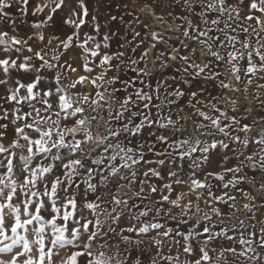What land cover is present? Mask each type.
Wrapping results in <instances>:
<instances>
[{
    "label": "snow or ice",
    "instance_id": "1",
    "mask_svg": "<svg viewBox=\"0 0 264 264\" xmlns=\"http://www.w3.org/2000/svg\"><path fill=\"white\" fill-rule=\"evenodd\" d=\"M15 5L23 17H42L34 29L47 27L58 11L68 8L63 23L72 31L64 39L46 38L43 31L27 37L0 31V86L5 92L0 95V264H54L53 257L67 249L71 254L61 264H145L141 256L152 248L155 255L147 264H230L225 253L240 264H264V220L257 221L258 231L255 224L247 231L244 220L229 225L224 217L231 220L235 212L225 213L217 204L235 209L236 196L230 191L217 195L212 183L239 191L248 201L243 209L252 214L250 220L264 215V114L243 122L253 108L243 107L237 118L229 109L236 113L238 100L227 95L240 93L248 100L254 87L252 99L264 113V83H259L264 80V0H144L138 10L164 25L165 32L176 33L178 45L170 43L172 36L144 24L145 37L133 31L132 40L123 38L114 52L111 41L117 33L101 36L86 0H74V6L69 0H43L34 7L31 0H15ZM161 5L180 12L158 13ZM13 6V0H0V20H7ZM135 20L141 22L139 16ZM85 26L94 34L81 36ZM145 39L148 44L138 58L119 50L127 46L136 53ZM33 40L44 47L37 50ZM73 48L80 50L85 74L65 84L68 73L78 71L75 58H65ZM150 53L154 66L158 62L160 70H172L154 85L147 66ZM129 70L136 77L122 79L121 73ZM19 74L33 78L26 82ZM193 80L211 82L220 92L179 86ZM86 83L94 94L83 90ZM121 92L126 94L120 97ZM184 97L186 107L201 118L192 121L191 131L180 123L191 116L171 114L173 107L184 111L178 103ZM105 106L106 119L98 112ZM164 108L169 112L162 115ZM98 119L104 121L103 133L94 131L101 127L94 125ZM145 128L155 129L149 133L154 140L133 143L131 138ZM226 141L242 149L254 143L258 151L234 153L239 162L232 167L224 166L225 155L221 171L205 172L201 165L210 161L211 150L228 148ZM157 143L163 147L157 149ZM146 152L156 159L146 158ZM181 162H187V172ZM245 169L260 173L256 195L242 187L245 181L257 182ZM184 186L186 191L177 190ZM201 201L208 207L203 215ZM237 227L242 231L229 235ZM220 239L231 246H220L213 256L216 247L211 245ZM109 240L116 242L110 246ZM109 247L115 249L112 254L105 251Z\"/></svg>",
    "mask_w": 264,
    "mask_h": 264
},
{
    "label": "rangeland",
    "instance_id": "2",
    "mask_svg": "<svg viewBox=\"0 0 264 264\" xmlns=\"http://www.w3.org/2000/svg\"><path fill=\"white\" fill-rule=\"evenodd\" d=\"M32 2V6L34 7V5L36 3H42L43 0H31ZM143 2L144 0H86V4L89 8V14L91 15H95L97 17V22L101 25V36L105 33L108 32L109 34H111V32H116L117 36L113 37L112 41H111V51H116L118 50V47L121 43H125V40L123 38H126L127 40H132V33L133 31H139L141 32V38L145 37L147 34L148 29L144 28V24L149 25V28L151 30L157 31V32H162L165 37L167 38L168 36H172L176 37L177 34H173L171 32H165L164 28L165 26L162 24H158L157 21H155L152 17L147 16L145 13L140 12L138 9L140 7L143 6ZM13 8L9 9V17L7 18V20H0V31H8L10 35H17V36H22V37H27L28 35H33L36 32H40L43 31L44 35L46 38L56 35L59 36L61 39H64L68 34L71 33L72 29L70 26L66 25L63 23L64 19L67 17L69 9L65 8L63 11H58L54 17L53 20L51 22H49L48 26L43 28V29H34L32 28V24L34 22H37L39 19H41L42 17L40 16H32L31 14H29L27 17H23L19 14V12L17 11V6L15 5V0H13ZM69 4L70 6H74V0H69ZM125 5H127V7H125ZM31 8L29 9V13H31ZM174 11L175 13H179L180 9L179 8H172L169 9L167 8L165 5H161L160 7H158L156 9V11L158 13H166L167 11ZM128 12H132L134 13V15H128ZM48 15V10H45V13L43 14V16H47ZM86 18V19H90ZM112 16H116L117 19L115 21L111 20L110 17ZM139 16V19L141 22H136L135 17ZM120 17H123L124 22L121 23L120 21ZM169 22L171 23V18L170 17H166ZM13 21H15V30H13ZM177 23H179V21H177ZM84 32H89L90 34H94L92 33V29L90 26H85L82 28L81 30V36H83ZM141 38H137V42L139 41V39ZM30 43L32 44V46L34 48H36L37 50L41 47H44V44H42L40 41L38 40H33L30 41ZM135 43V42H134ZM170 43H174L178 45V41L177 40H171ZM148 44V40L145 39V42L143 45H141L140 48L137 49L136 53H131L128 50V47L126 46L123 49H119L121 51H126L128 56H131L132 58H138L139 54L141 51H143L144 47H146ZM52 49L56 48V43L54 42L53 45L51 46ZM158 49L162 50L163 49V45H158L157 46ZM51 54V53H50ZM75 58L73 61V66L77 67L78 71L76 73H68V78L64 81L65 84L70 83L72 80L76 79L78 75H84L85 73L82 70V60H80V50L73 48L71 49L68 53L67 56L65 57L67 58ZM117 61H113V63H116ZM38 63V62H37ZM141 67L144 66L143 62H141L140 64ZM148 69L153 71V76L151 77V82L153 83V85L155 84V81L157 79H164L166 77H168L169 75L172 74V70L171 69H164V70H160L159 69V63L157 62V64L155 65V68H153L152 65V54L150 53V59L148 61ZM97 72L99 71V69L96 70ZM42 75L45 76H50V73H41ZM95 74V73H94ZM114 73L109 72L108 75L111 76ZM14 75H17L14 73ZM21 76L22 79H25L26 82L30 81L33 76L32 74H19ZM136 77V73L132 72V71H126L124 73H121V78L122 79H126V80H130ZM2 78V77H0ZM144 79H148V78H144ZM169 83H171V81H169ZM259 83H264V80L259 81ZM119 87V85H117ZM180 87L184 88V89H190L192 91L197 90L198 88H200L201 86H204L207 88L208 92H211L212 95H217L220 90L218 88H216L211 82H204L202 80H193L191 82V84L188 85H184V84H180ZM41 87H48V85L46 84H42ZM79 87V86H78ZM136 87H140L139 81L137 80L136 82ZM84 91H92L93 94L95 92V89L92 88V86L90 84H85L84 86ZM103 90V89H101ZM133 91V89H129V92ZM255 92V88H250V95H249V99L245 100L243 95L240 93H236L233 94L231 92L227 93V95L229 96H234V98H236L238 100V111L236 113H231L230 114H235L237 115V118H241L242 114H243V107H252L253 108V112L251 113V117H249L248 119H244L243 122L245 123H251L252 122V118H258L259 115L264 114L261 113V110L258 106V103L256 101H254L252 99L251 93ZM4 88L3 86H0V95H4ZM126 93L121 92L119 93L120 97H123ZM205 97L207 96V93L204 94ZM203 98V97H202ZM156 103H159V101H155ZM179 106L181 108L184 109V111L182 112H177L176 109L173 107L171 109V114L173 115L174 118L176 117H186V116H191L190 120H187V122H185V120H181L180 123L181 124H185V126L188 128L189 131L192 130L193 124L192 121L193 120H199L201 118L195 116L193 114V111L191 108L186 107L187 104V97L182 98L179 102ZM5 107H9V105H5ZM113 107L114 108H118V104H115L113 102ZM221 108L224 107V105H220ZM109 109L107 106H105L103 109H99V115L101 116H107ZM155 111V109L153 110ZM205 111H207V109H205ZM169 112V108H164L162 111V115L163 114H168ZM91 115H97V112H91ZM155 131L154 128H145L142 132V134L140 136L131 138L133 140V143H148L154 140V137L150 136L149 133ZM258 132V129L254 130ZM9 133L10 136L9 138H11V129H9ZM241 135H243L241 133ZM258 138V137H257ZM217 139H222V137H217ZM7 142V141H6ZM226 143H228L229 147L228 148H224V147H218V150L213 149L211 150V156H210V161H205L201 167L204 169L205 172L207 171H221V164H222V158L223 156L227 155L229 157V160L224 163L225 167H232L235 164H237L239 161L237 158L234 157V153L238 154L241 150L244 152L245 155L251 154L253 151H258V146H256L254 143L250 144L249 148L247 149H242L241 146L237 143V142H232V141H226ZM157 149H161L163 146L160 145L159 143H157L156 145ZM199 155V154H197ZM146 158L148 159H153L155 160L156 157L154 156L153 153H148L146 152ZM242 159V157H240ZM182 164L185 165L184 171L187 172V167H186V163L187 162H181ZM151 166H155V165H151ZM167 169H165L166 171ZM245 172L248 173L249 178L255 176L256 178V185L259 187V181H260V173H253L250 172V169H245ZM56 174L59 175L60 174V170L56 169ZM197 175L200 176L202 178L203 173L201 172H197ZM231 174H229L230 176ZM229 176H226L225 179H228ZM212 183L214 185H216V187L214 188V192L217 195L222 194L225 191H230L231 194L236 196V208L235 209H229L227 205H223V204H217L218 207H220L222 209V211H224L225 213H231V212H235V217L231 220L228 219V216H225V220L227 221V223L230 224H238L239 220H244L245 222V226L247 228V231H253L251 225L255 224L256 225V231L259 230V223H257L258 220H264V215H261L260 213H257V219L256 220H250L249 217L252 215L251 213H248L246 210L243 209V205L245 203H247L248 201L244 199V197L241 195V193L239 191L236 190H231V189H223L222 186H220V182L219 181H212ZM246 181L242 184V187L244 188L245 191L250 192L252 195H254L252 193V191L249 189V187H247L248 185H246ZM83 189H81L82 191ZM178 191L180 190H187V186H184L182 189L178 188ZM173 198H175L173 196ZM193 201H195V197L192 196L190 197ZM225 199H227V197H225ZM231 203V202H230ZM200 208H201V212L200 215H203L204 212L208 211V207L203 203V201L200 202ZM236 209H239V211H237ZM193 211H195V209H193ZM174 212H179V209H174ZM215 221V217L213 218ZM170 223H175V222H170ZM191 224V221L189 222ZM183 227H187V226H183ZM242 231V229H240L239 227H237L235 232H229V235H233L235 236L238 232ZM116 241L115 240H109V245H113ZM220 246H231L230 242L220 239L218 240L215 244L211 245V247H216V252H212L210 253L211 255L215 256L219 253L220 251ZM94 247H96L94 245ZM125 246L121 245V249H123ZM72 249H67V250H61L60 254L58 256H54L53 257V261L54 264H61L62 260L66 259L67 256H69L71 254ZM105 251H107L109 254H112L115 249L113 247H109L108 249H105ZM175 250H173L174 253ZM258 251H260L258 249ZM165 253H167V249H165ZM155 255V249L152 248L150 250H146L143 255L141 256V259L145 262V264H147L148 260L150 257ZM225 255L228 257L230 264H240L239 261H234L233 257L231 256V254L229 253H225ZM184 256H181V259H184Z\"/></svg>",
    "mask_w": 264,
    "mask_h": 264
},
{
    "label": "bare ground",
    "instance_id": "3",
    "mask_svg": "<svg viewBox=\"0 0 264 264\" xmlns=\"http://www.w3.org/2000/svg\"><path fill=\"white\" fill-rule=\"evenodd\" d=\"M158 24H160V23L158 22ZM171 33L176 34L174 32H171ZM172 39L173 40H176V37H173ZM152 65H153V63H152ZM153 68H155L154 65H153ZM250 172H252V171L250 170ZM246 183H247L246 185H248L247 187H249V189L252 191V193L254 195H256L257 194L256 189H258L259 187L256 184L255 185H252V184L248 183L247 181H246Z\"/></svg>",
    "mask_w": 264,
    "mask_h": 264
},
{
    "label": "built area",
    "instance_id": "4",
    "mask_svg": "<svg viewBox=\"0 0 264 264\" xmlns=\"http://www.w3.org/2000/svg\"><path fill=\"white\" fill-rule=\"evenodd\" d=\"M101 116V115H100ZM105 119L107 118V116H103ZM96 123H99L100 125H101V127H99L98 129H96L95 127H94V131H99V132H101V133H103L104 131H105V129H104V127H103V123H104V121L103 120H99L98 119V121L97 122H94V125L96 124Z\"/></svg>",
    "mask_w": 264,
    "mask_h": 264
}]
</instances>
